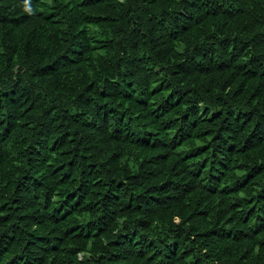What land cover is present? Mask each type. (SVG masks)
Instances as JSON below:
<instances>
[{
	"label": "trees",
	"instance_id": "1",
	"mask_svg": "<svg viewBox=\"0 0 264 264\" xmlns=\"http://www.w3.org/2000/svg\"><path fill=\"white\" fill-rule=\"evenodd\" d=\"M0 264H264V0H0Z\"/></svg>",
	"mask_w": 264,
	"mask_h": 264
}]
</instances>
